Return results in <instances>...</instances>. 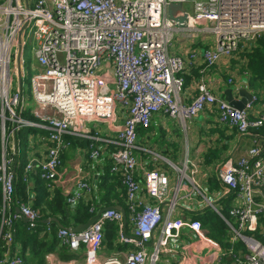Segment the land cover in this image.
<instances>
[{"label":"built area","instance_id":"2783aa9c","mask_svg":"<svg viewBox=\"0 0 264 264\" xmlns=\"http://www.w3.org/2000/svg\"><path fill=\"white\" fill-rule=\"evenodd\" d=\"M171 4H182L174 17H186L184 21L169 16ZM263 35L264 0H0V239L7 247L0 264H23L20 253H10L16 220L24 216L27 228L34 231L42 215L15 196L17 133L28 126L48 131L36 134L47 144L46 153L26 163L22 179L28 182L39 171L52 190L62 180V154L71 145L66 134L87 136L88 122L113 121L119 103L125 116L112 141L110 170L125 189L132 236L124 228L123 212L110 208L83 231L60 227L59 246L77 252L85 249L89 264H227L225 258L235 264H264V194L253 187L264 188V145L254 144L246 155L228 157L218 167L219 179L234 202L228 216L196 180L198 168L191 159L173 165L180 175L173 190L170 172L164 169L148 170L141 183L136 154L141 148L138 127H149L159 112L185 122L213 107L219 122L240 134L264 127V111L250 117L256 95L239 109L201 80L196 96L186 103L184 77L199 58L211 68L222 57L251 50ZM177 37L192 44L214 43L202 55L190 48L185 58L170 51ZM28 41L34 44L37 61L32 65V106L23 91V48ZM90 147L92 158L102 154V147L94 143ZM160 157L155 154V159ZM74 180L77 189L66 197L71 208L92 190L85 175ZM143 191L151 203L145 201ZM181 192L189 202L196 198L219 213L228 224L231 244L245 247L224 248L208 236L200 221L185 214L175 216L181 208ZM108 223L118 225L117 243L127 246L125 259L113 252L97 263ZM48 231L53 228L48 226ZM194 243L200 248L197 257L190 252Z\"/></svg>","mask_w":264,"mask_h":264},{"label":"crops","instance_id":"0c3cea01","mask_svg":"<svg viewBox=\"0 0 264 264\" xmlns=\"http://www.w3.org/2000/svg\"><path fill=\"white\" fill-rule=\"evenodd\" d=\"M190 48H196L200 55H202L204 50L199 42L192 44L182 37L174 41L170 51L186 58ZM246 53L247 51L240 50L233 57H222L211 68H206V64L201 58L191 64L184 74L186 81L185 102L189 103L194 99L201 80H205L208 83L211 91L216 96L224 99H226V91L228 89L233 90L235 99H241L239 89L245 87L253 95L257 96V99L252 102L250 117L254 119L259 116L264 111V90L260 88L261 80L254 78L253 72L248 67ZM230 79H232V82ZM124 116L123 108L118 106L116 119L113 121L98 120L88 122L87 129L89 132L87 136L66 134V138L71 141V145L62 154V165L60 168L62 180L56 183L51 190L48 188L46 181L41 179L50 193L47 202L36 207L41 211L42 215L46 209V213L50 215L51 208L47 207V205L50 206L48 202L54 198L53 196L56 193H61L66 198L69 191L77 189L74 180L77 175H85L92 186V190L84 194L82 200L85 203L91 204L92 207L97 208V211L103 207L122 206L128 215L125 190L121 186L119 178L110 170L111 159L109 157L110 149L114 148L112 141L114 140L115 131L122 127ZM137 131V143L141 147L136 150L139 159L138 179L141 183L144 182V174L148 170L164 169L170 172V184L174 190L180 175L178 176V172L173 169V165L180 166L188 158L197 165L196 180L207 187V190L211 193V195L208 193L209 197L222 208H230L234 202L219 179L218 167L228 157L238 159L246 155L249 148L254 144L264 145V127L254 129L247 134H240L236 129L219 122L218 111L213 107H208L197 117L188 119L185 122L159 112L154 115L149 127L139 126ZM28 140L26 149L19 148L20 155L22 152L26 163L30 159L43 157L47 148L45 141L40 140L36 133H34V136L29 134ZM92 143L96 147L103 148L102 154L98 158L90 156ZM156 153L162 155V157L155 159ZM20 155L18 154L17 162L20 159ZM22 173L23 170L19 173L18 169L16 181L19 185L26 186L21 191L17 190V200L19 199L20 202L21 200L26 201L34 206L41 197L39 188H37L39 175L37 172L32 173L28 182H26L22 179ZM111 187H115V190H110ZM143 193L145 194V191ZM144 198L147 203L152 202L151 197L146 194ZM179 204L181 208L178 209L175 216L185 214L187 217L192 218L193 211H200L206 208L205 203H201L196 198L194 201L189 202L186 200L185 193L182 192L180 193ZM164 208H167L166 204ZM51 217H56L61 222V218L58 216H48L38 224L37 229L34 231L28 230V221L24 216L18 217L16 220L17 241L10 253H20L22 256L24 254V259L26 257L29 259L28 264H38V261L41 260L40 249L45 251L43 264H89L86 259L85 249L78 252L72 251L68 247H60L58 241L57 243L55 242L53 231H48V226L52 227L51 223L53 222L47 223L45 221ZM61 223L64 224L63 222ZM55 224L59 227L56 222ZM72 226L74 225L70 227ZM124 228L127 230V234L132 232L130 219L127 218V224H124ZM118 232L117 230V239ZM29 234H31V237H29ZM183 236L187 238L189 234L185 233ZM35 237L36 239L34 240ZM117 239H115L113 247L109 246L107 239H105L103 247L99 251L97 263L103 261L113 252H120L121 258L125 259L127 246L117 243ZM148 246H152V244H148ZM190 252L193 257L200 255L198 243L191 245ZM35 255H37L38 261L35 259ZM162 264H166V262L162 261Z\"/></svg>","mask_w":264,"mask_h":264},{"label":"trees","instance_id":"16d2710c","mask_svg":"<svg viewBox=\"0 0 264 264\" xmlns=\"http://www.w3.org/2000/svg\"><path fill=\"white\" fill-rule=\"evenodd\" d=\"M247 59H248V67L249 69L253 72L254 78H258L261 80L262 83H264V35L258 39L256 42L255 46L251 49L248 50L247 53ZM27 116L30 118H33L32 115L27 113ZM10 123H8V126ZM34 133H40L42 135H47L48 131L44 129H39L35 127H24L17 133V145L20 148H25L28 145V135L29 134H34ZM22 151V149H21ZM22 152L20 155V159L18 161V169L19 173L22 172L24 166L26 165V160L22 156ZM0 161H1V141H0ZM39 175V181L37 183V188H39L40 191V199L37 202L36 205L33 207L36 208L38 205H42L44 202H47L48 195L50 196V193L47 189V187L43 184L41 181L40 173L37 171ZM21 178V177H20ZM121 186L123 187L121 181L119 180ZM16 186V199L17 197V190L21 191L22 188H25L26 185L22 186L19 185V183H15ZM124 189V187H123ZM110 190H115V187H111ZM125 190V189H124ZM54 198L48 202L49 205L47 207L51 208V213H46V210L43 211L44 214L40 218V223L42 220H44L48 216H58L61 218V222L65 224V226L70 227L71 225H78L80 223L86 222L95 212L97 211V208L94 207V211L91 210L92 205L89 203H85L83 200L77 204L75 208H71L64 195L61 193H56ZM232 197V196H230ZM224 199V198H223ZM222 199V200H223ZM18 201H20L18 199ZM21 202H25L21 200ZM29 204V203H28ZM2 206H3V194H2V189L0 188V226H1V220H2ZM13 209L15 210V206H13ZM38 209V208H36ZM39 210V209H38ZM223 213L228 216L229 213V208L224 207ZM40 211V210H39ZM41 212V211H40ZM42 214V213H41ZM43 217V218H42ZM192 219L193 220H198L202 223V226L207 230L208 236L216 240L220 245H222L224 248H229L230 246H234L235 248L239 247H245L243 243H236V244H231L230 241V235L228 233L229 227L226 221L221 217L219 213H217L213 208L211 207H206L204 210L200 211H193L192 212ZM53 226V235H54V240L57 243L58 237H57V230L58 226L55 224V222L51 223ZM109 225V226H108ZM29 230V229H28ZM117 230H118V225H115L114 223H108L106 226L105 230V239H107L109 246L113 247L115 243V239L117 236ZM31 231V230H29ZM33 233V232H29ZM17 232L15 233V240L14 244L17 241L16 237ZM29 237H31V234H29ZM36 237L34 238V240ZM123 248V247H121ZM7 250V247L5 246L4 240L1 238L0 239V261L3 259L4 254ZM41 252V260H37V255H35V259L38 261V264H43V258H44V252L42 249H40ZM25 258L23 254V259ZM27 257L24 259L23 264H28ZM227 261V264H232V262L228 261L227 258H225Z\"/></svg>","mask_w":264,"mask_h":264},{"label":"water","instance_id":"95a60500","mask_svg":"<svg viewBox=\"0 0 264 264\" xmlns=\"http://www.w3.org/2000/svg\"><path fill=\"white\" fill-rule=\"evenodd\" d=\"M179 9H182V4H171L169 7H168V13H169V16L171 18H175L177 21L179 22H182L186 19V17H174L175 16V12L176 10H179ZM20 62V60H19ZM20 71V69H19ZM20 85H22V79H21V74H20ZM240 93H241V99H235L234 97V93H233V90L232 89H228L226 91V100L231 104L233 105L234 107L236 108H239V109H243L247 103H249L250 101L253 100V93L248 91L247 88L245 87H241L239 89ZM254 189H260L263 194H264V188L261 187V186H256L254 185L253 186ZM110 208H117L118 210H121L124 214V224L126 225L127 224V213L125 211V209L122 207V206H110V207H103L101 209H99L95 214H93L86 222L84 223H80L78 225H74L71 227V229L73 231H76V232H80V231H83L84 229H86L87 227H89L90 225H92L94 222H96L101 213L103 211H105L106 209H110ZM17 211L20 212V209L17 208ZM27 219V218H26ZM47 223L49 222H56L59 227H65L64 224H62L59 219H57L56 217H51V218H47L45 220ZM128 236H132L131 234H127ZM139 238V237H138ZM148 244H152L151 242L148 243ZM229 260H231V258H228ZM232 264H235L234 261H232Z\"/></svg>","mask_w":264,"mask_h":264},{"label":"rangeland","instance_id":"374dc122","mask_svg":"<svg viewBox=\"0 0 264 264\" xmlns=\"http://www.w3.org/2000/svg\"><path fill=\"white\" fill-rule=\"evenodd\" d=\"M178 38L179 37H177V39ZM213 43H214L213 41L204 42L202 40H199V44L201 45L203 49L208 48L209 44H213ZM32 46H34V44ZM32 46L30 42L28 41V43L23 48V59H24L23 68L25 72V77L23 78V91L25 93V96L28 99L29 106H32L33 104L32 90H31V77L33 75L32 65H33V62L36 61L34 57V52L32 53ZM260 88L264 90V83L260 84ZM118 106L122 107V104L119 103ZM205 191L209 193V195H211L209 190H205Z\"/></svg>","mask_w":264,"mask_h":264}]
</instances>
